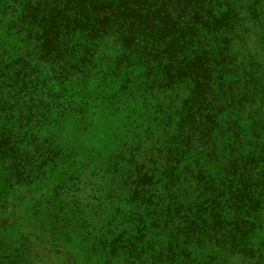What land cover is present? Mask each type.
<instances>
[{"label":"trees","instance_id":"obj_1","mask_svg":"<svg viewBox=\"0 0 264 264\" xmlns=\"http://www.w3.org/2000/svg\"><path fill=\"white\" fill-rule=\"evenodd\" d=\"M0 264H264V0H0Z\"/></svg>","mask_w":264,"mask_h":264}]
</instances>
